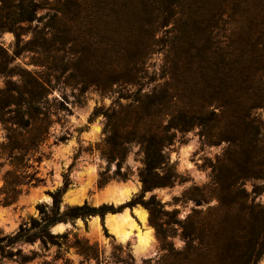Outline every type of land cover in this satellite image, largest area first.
Segmentation results:
<instances>
[{"label":"rangeland","instance_id":"rangeland-1","mask_svg":"<svg viewBox=\"0 0 264 264\" xmlns=\"http://www.w3.org/2000/svg\"><path fill=\"white\" fill-rule=\"evenodd\" d=\"M18 1L0 0V14ZM95 13L111 15L102 30L92 24ZM36 15L19 32L0 30V100L8 89H27L14 94L26 103L25 118L35 117L27 130L0 119V264H221L231 252L264 264V178L242 176L255 168L238 167L210 113L207 126L193 123L187 110L211 94L192 95L179 60L190 51L197 70L233 68L243 102L255 101L264 87V0H38ZM208 101V111L219 109ZM16 108L0 115L16 116ZM254 113L264 124V104ZM109 115L123 133L113 142ZM158 130L179 178L144 189L142 139ZM8 170L26 182L11 205L3 200ZM115 182L138 187L123 205L100 199ZM60 189L61 211L84 203L116 210L58 221L50 230L64 236L43 239L35 234L40 205L51 209ZM141 194L154 202L145 205ZM138 205L154 232L147 252L106 223L110 212Z\"/></svg>","mask_w":264,"mask_h":264},{"label":"trees","instance_id":"trees-1","mask_svg":"<svg viewBox=\"0 0 264 264\" xmlns=\"http://www.w3.org/2000/svg\"><path fill=\"white\" fill-rule=\"evenodd\" d=\"M37 6L38 0H19L17 3L7 5L6 12L3 11V15L0 14V30L11 29L19 32L23 23L31 22L37 18ZM109 17H111L110 14L95 13L92 18L94 20L92 24L99 30H102L101 25L108 24L106 18ZM179 60L183 67L181 73L182 83L192 95L195 96V93H203L202 98H204L205 94H211L205 97L207 99H204L206 101L203 105H199L196 109L190 107V109L187 110L190 114L196 117V119H192L193 123L199 124L202 127L207 126L209 122L207 123L208 120L203 116L210 113L209 120H215L218 122L213 127L216 129L215 136H217L219 140L225 139L235 147L231 153L235 155L238 167L243 170L255 168V171H251V173H243L242 176L264 178V124L258 115L254 113L255 108L264 104V87L259 89L255 101L246 105L242 99L243 88L241 87V84H238V73L235 70H232L233 68L227 66L222 69L210 70L208 68L198 67L201 69L197 70L193 67L196 58H193L190 51L185 53V55H180ZM15 92L23 94V92L29 91L26 89L17 90ZM15 92L14 89H8L5 91L6 94H4L0 100V111H2L6 105H15L17 108L12 111H18V114L13 117H8L7 119L3 118V115H0V119L5 122L16 124L20 128L27 130L33 124L35 117L29 112L27 118H25L24 112L21 113V109L24 107L23 104L26 103H22V100L17 98L14 94ZM213 98L217 100L220 107L218 110L213 108L208 111L207 107L210 102L208 99ZM9 111H11V107L9 108ZM230 111H234V113H230ZM229 113L232 118H228ZM107 118L108 127H110L111 130L113 128V133L109 136V139L113 142L117 137H121L123 133L119 129L116 130L118 125L113 120V115H109ZM223 130L230 135L224 134ZM204 134L205 136L211 135L208 131ZM25 141L26 140L23 139V142ZM30 141L36 142L38 141V137H33ZM142 143L144 145L145 163L140 171V178L143 182L144 189H151L156 186L173 185L179 178V175L169 166L168 158L165 156L164 152L165 144H169L170 141L167 143L163 139V136H161V131L158 130L155 136L150 138L143 137ZM17 148L20 149L22 154L29 150L28 146L23 143L22 145L19 144ZM223 169V167H218L217 169L220 172V176H222L221 172ZM161 171L165 172L162 173ZM12 176L17 178L12 180ZM28 176L30 175H26L25 177ZM18 177H20L19 173H14L11 170L7 171L5 181L8 193L3 198L5 205L15 203L23 191L22 186L26 184V182L23 181L24 179H18ZM124 177L126 178L127 175ZM52 195L53 204L51 209L47 210L45 206L40 205L41 212L43 213L42 220H35V223L40 226L39 231L35 234L43 239H50L51 241L64 236L53 233L50 230V226L58 221L95 214L104 216L106 212L116 210L114 206L108 204L94 206L84 203L81 205L76 204L70 206L61 211L62 190H57L56 192H53ZM143 196L144 194H141L138 197V200L147 206H150L155 200V196H152L147 201L143 199ZM262 224L263 229L260 228ZM262 224L261 226L259 225L258 232L264 235V223ZM221 264H252L251 254L243 253L241 255H235L234 252H231Z\"/></svg>","mask_w":264,"mask_h":264},{"label":"bare ground","instance_id":"bare-ground-1","mask_svg":"<svg viewBox=\"0 0 264 264\" xmlns=\"http://www.w3.org/2000/svg\"><path fill=\"white\" fill-rule=\"evenodd\" d=\"M133 183L115 182L100 197L103 201L120 204L128 200L137 190ZM125 209L117 214L109 213L106 223L112 233L122 241H128L133 235L137 237L141 251H150L154 244V232L147 224L148 212L142 206Z\"/></svg>","mask_w":264,"mask_h":264},{"label":"water","instance_id":"water-1","mask_svg":"<svg viewBox=\"0 0 264 264\" xmlns=\"http://www.w3.org/2000/svg\"><path fill=\"white\" fill-rule=\"evenodd\" d=\"M74 196H73V194L72 193H70V192H68L67 194H66V196H65V199L66 200H68V201H72L74 198H73ZM75 200V199H74ZM127 201H130V199L129 200H127ZM127 201H125V202H123V203H120L119 205H123V204H125ZM110 204H114V203H110ZM134 207V206H133ZM124 209V208H123ZM110 213H113V212H110ZM105 226H106V223H105Z\"/></svg>","mask_w":264,"mask_h":264}]
</instances>
